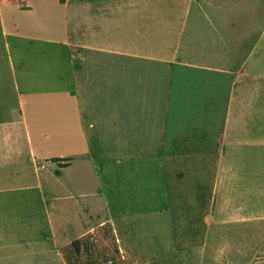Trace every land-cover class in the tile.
<instances>
[{
  "label": "rangeland",
  "instance_id": "374dc122",
  "mask_svg": "<svg viewBox=\"0 0 264 264\" xmlns=\"http://www.w3.org/2000/svg\"><path fill=\"white\" fill-rule=\"evenodd\" d=\"M68 4L85 146L52 157L67 171L53 166L47 180L52 237L66 263L256 264L242 236L220 230L229 219L220 210V134L236 77L179 50L172 0ZM36 94L27 98L30 120L34 100L58 99ZM37 109L36 121L47 123L37 135L63 136L50 126L59 122L52 110Z\"/></svg>",
  "mask_w": 264,
  "mask_h": 264
},
{
  "label": "crops",
  "instance_id": "0c3cea01",
  "mask_svg": "<svg viewBox=\"0 0 264 264\" xmlns=\"http://www.w3.org/2000/svg\"><path fill=\"white\" fill-rule=\"evenodd\" d=\"M172 7L179 50L236 77L220 134V210L229 213L220 230L242 236L244 256L264 264V0H172ZM70 44L68 0H0V264H67L52 237L55 194L47 180L57 167L52 157L85 146ZM47 92L58 99L34 100L33 114L49 108L59 121L51 128L65 133L44 132L42 139L26 107L28 97Z\"/></svg>",
  "mask_w": 264,
  "mask_h": 264
}]
</instances>
